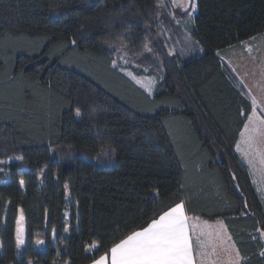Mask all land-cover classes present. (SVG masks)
I'll use <instances>...</instances> for the list:
<instances>
[{"label": "trees", "instance_id": "trees-1", "mask_svg": "<svg viewBox=\"0 0 264 264\" xmlns=\"http://www.w3.org/2000/svg\"><path fill=\"white\" fill-rule=\"evenodd\" d=\"M159 1L0 0V264H90L176 196L264 264V202L235 150L250 101L221 60L264 34V0H196L190 57L169 53ZM117 43L150 45L151 95L112 66Z\"/></svg>", "mask_w": 264, "mask_h": 264}, {"label": "snow or ice", "instance_id": "snow-or-ice-1", "mask_svg": "<svg viewBox=\"0 0 264 264\" xmlns=\"http://www.w3.org/2000/svg\"><path fill=\"white\" fill-rule=\"evenodd\" d=\"M171 2L180 14L186 15L191 20L192 13L197 8L196 0H171ZM163 7H165L163 3L157 4L158 9ZM155 15H160L159 11ZM256 39L258 37L250 38L248 43L250 44ZM70 43L75 46L77 41L73 39ZM108 47L112 48L113 46L108 45ZM126 48L127 45H121L120 48L114 50L119 52ZM144 50L149 53L152 51L148 44L144 45ZM248 51H252L251 47L248 48ZM140 55L142 56L143 53ZM136 58L135 55L132 57V59ZM121 60L125 63L130 62L127 53L121 56ZM111 63L113 67H119L121 71H125L124 66L117 60H112ZM129 75L132 74L129 72ZM260 79L264 81V61L261 64ZM136 83L141 84L151 95L155 79L148 77L144 81L137 80ZM246 95L251 101V113L240 112V115H246L247 119L244 131L241 133L243 147L241 148L239 144L237 147L250 167H255L257 162L264 166V108H261V105L264 104V85H261L259 102L257 97L251 94V89ZM80 115V109L77 108L76 116ZM101 154L108 155L107 150H102ZM16 159L23 158L16 157ZM0 163H7V161H0ZM19 183L23 186V179ZM64 188L68 189L67 183ZM180 188L182 190L183 185ZM153 191L156 198L159 199L160 192ZM244 207H248L247 202ZM153 211L154 216L146 222V226L132 229L123 235L118 229L115 233V235L121 236L118 242H113L111 247L106 249L99 258L93 259L91 264H242V260H246V258H242L236 245L231 242L232 237L228 234L223 222H217L215 226H210L207 222L201 223L197 217L189 216L186 199L176 196L171 204ZM243 214L247 215L248 213L244 212ZM23 218V209L21 208L15 229L18 248L25 242L21 227ZM64 230L68 231L67 228ZM255 231L264 239V231L261 229H255ZM36 243L43 244L44 241L38 239ZM89 247L98 250L96 244ZM260 255L264 256V251H261ZM29 264L32 262L29 261Z\"/></svg>", "mask_w": 264, "mask_h": 264}, {"label": "rangeland", "instance_id": "rangeland-1", "mask_svg": "<svg viewBox=\"0 0 264 264\" xmlns=\"http://www.w3.org/2000/svg\"><path fill=\"white\" fill-rule=\"evenodd\" d=\"M159 3H163L165 7L156 9L155 14L159 11L160 15H155V19L169 53L171 55L179 57H190L198 55L201 52V49L198 43L193 40L190 33L195 10L192 13L191 20H189L186 15L180 14L175 9L174 5H172L171 0H160ZM177 21H179V23H177ZM255 37H258V39L251 41L250 44L248 43L250 41L249 39L243 42L240 47L223 52L221 55V60L228 67L237 85L244 91L245 95L248 90L251 89V94L256 96L259 102V100L261 99V85H264V81L260 79L261 64L262 61H264V34L257 35ZM121 45L123 44L117 43L112 45V48L118 49L121 47ZM148 46L150 47L149 44ZM249 47H251L252 49L251 52L248 51ZM125 53H127L128 60L130 61L129 63H125L121 60V56H123ZM140 53H143V55L141 56ZM140 53H134L132 52V50L130 51L129 48L122 49L119 52L115 50V60H117L124 66L125 71L123 72L127 76H129L135 83L137 80L144 81L148 77L154 78L156 83L157 79L163 75L160 63L156 61L155 57L152 54V51L149 53L145 51L143 47ZM134 55L137 57L136 59H132ZM129 72L132 75H129ZM138 85L146 90L144 87H142L141 84ZM246 96L250 101L249 96ZM261 108H264V104L261 105ZM239 145L241 148L243 147L242 140H240ZM235 150L239 155L241 162L247 165L252 180L257 184L258 189L260 190V193L264 199V166L260 165L259 162H257L255 167H250L247 160L242 157V153L240 150H238V147H236ZM203 222H207L208 225L215 226L217 222L223 221L203 220ZM21 227L23 229V236L25 241L24 218ZM43 241V244L36 243L37 250L44 249L45 240ZM52 244H55L54 234L52 236ZM23 245L19 247L20 252Z\"/></svg>", "mask_w": 264, "mask_h": 264}, {"label": "crops", "instance_id": "crops-1", "mask_svg": "<svg viewBox=\"0 0 264 264\" xmlns=\"http://www.w3.org/2000/svg\"><path fill=\"white\" fill-rule=\"evenodd\" d=\"M246 119H247V118H246ZM245 123H246V121H245ZM245 123H244V125H245ZM243 129H244V126H243V128L241 129V131L239 132L238 141H237V143H236L235 149H236L237 145L240 143V140H242L241 133H242ZM239 154H240V153H239ZM246 166H247V165H246ZM252 181H253V180H252ZM253 183L255 184V186H256V188H257V190H258L260 196L262 197V195H261V193H260V190L258 189L257 184H256L254 181H253ZM262 199H263V197H262ZM263 202H264V199H263ZM192 217H193V216H192ZM199 221H200L201 223H203V220L200 219V218H199ZM210 226H211V225H210ZM226 229H227V228H226ZM227 232H228V230H227ZM228 234H229V232H228ZM229 235H230V234H229ZM231 242L234 243L233 240H232ZM98 258H99V257H98ZM90 264H91V263H90Z\"/></svg>", "mask_w": 264, "mask_h": 264}]
</instances>
